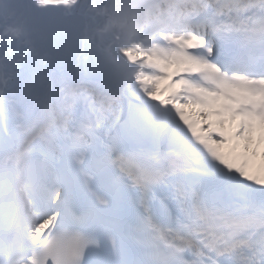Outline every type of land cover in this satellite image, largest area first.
<instances>
[{
    "label": "snow or ice",
    "instance_id": "1",
    "mask_svg": "<svg viewBox=\"0 0 264 264\" xmlns=\"http://www.w3.org/2000/svg\"><path fill=\"white\" fill-rule=\"evenodd\" d=\"M0 264H264V0H0Z\"/></svg>",
    "mask_w": 264,
    "mask_h": 264
}]
</instances>
